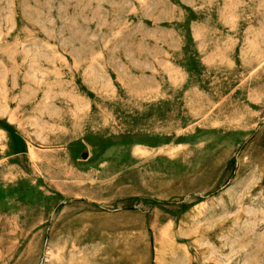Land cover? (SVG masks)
Wrapping results in <instances>:
<instances>
[{"label":"rangeland","instance_id":"374dc122","mask_svg":"<svg viewBox=\"0 0 264 264\" xmlns=\"http://www.w3.org/2000/svg\"><path fill=\"white\" fill-rule=\"evenodd\" d=\"M0 264H264V0H0Z\"/></svg>","mask_w":264,"mask_h":264}]
</instances>
